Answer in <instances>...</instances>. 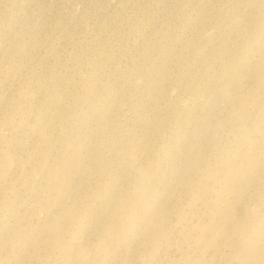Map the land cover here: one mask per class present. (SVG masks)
Instances as JSON below:
<instances>
[{"label": "rangeland", "instance_id": "rangeland-1", "mask_svg": "<svg viewBox=\"0 0 264 264\" xmlns=\"http://www.w3.org/2000/svg\"><path fill=\"white\" fill-rule=\"evenodd\" d=\"M263 67L264 0H0V264H264Z\"/></svg>", "mask_w": 264, "mask_h": 264}, {"label": "bare ground", "instance_id": "bare-ground-1", "mask_svg": "<svg viewBox=\"0 0 264 264\" xmlns=\"http://www.w3.org/2000/svg\"><path fill=\"white\" fill-rule=\"evenodd\" d=\"M230 64H231V63H230ZM233 65H234V64H233ZM262 66H263V65H262ZM263 68H264V67H263ZM255 69H256V68H255ZM258 70H259V69H258ZM258 70H257V71H258ZM225 71H226V70H225ZM253 71H254V70H253ZM257 71H256V72H257ZM258 72H259V71H258ZM225 73H226V72H225ZM215 74H216V73H215ZM225 76H226V75H225ZM230 76H231V75H230ZM210 78H211V77H210ZM215 78H216V77H215ZM237 78H238V76H237L235 79H237ZM238 79H239V78H238ZM213 80H214V79H213ZM209 81H210V80H209ZM206 82H207V81H206ZM211 82H212V81H211ZM214 82H215V81H213V83H214ZM203 84H204V83H203ZM209 86H212V85H209ZM206 87H207V86H206ZM204 88H205V87H204ZM208 88H209V87H208ZM204 91H205V90H204ZM206 91H207V89H206ZM221 91H222V90H221ZM221 91H219V92L221 93ZM227 91H228V90H227ZM227 91H226V92H227ZM200 92H201V91H200ZM228 92H229V91H228ZM228 92H227V94H228ZM205 93H206V92H205ZM207 93H209V92H207ZM207 93H206V94H207ZM220 93H219V94H220ZM222 93H223V91H222ZM222 93H221V98H222ZM230 93H231V92H230ZM200 94H201V93H200ZM219 94H218V95H219ZM203 95H204V92H203ZM224 95H226V94L224 93ZM213 96L216 97L215 95H213ZM219 96H220V95H219ZM228 96H229V94H228ZM228 96L226 95V96H223V97H228ZM209 97H211V96H209ZM201 98H202V97H201ZM201 98H199V99H201ZM211 98H212V97H211ZM217 98H218V101L221 99V98L219 99L218 96H217ZM217 98H214V99H215V101L213 100L214 103L217 101ZM229 98H230V97H229ZM206 99H207V98H206ZM209 99H210V98H209ZM227 99H228V98H227ZM227 99H226V101H227ZM209 101H210V100H209ZM218 101H217V102H218ZM221 101L223 102V99H221ZM224 101H225V100H224ZM217 102H216V104H217ZM222 102H221V103H222ZM198 103H199V101H198ZM198 103H197V104H198ZM202 103H204V102H202ZM205 103H207V102H205ZM209 103H210V102H209ZM214 103H212L213 106H214V107H212V108H213V109H212L213 111H215L216 108L219 107V106H217V105L214 104ZM226 103H227V102H226ZM200 104H201V103H200ZM207 104H208V103H207ZM195 105H196V104H195ZM215 105H216L217 107H216ZM206 106H209V105H206ZM197 108H198V105L196 106V108L194 107V109H193L194 112H195V109H197ZM200 108H201V106H200ZM210 108H211V107H209V109H207V110H211ZM224 108H225V107H224ZM224 108H223V110H224ZM193 110H192V111H193ZM198 111H201V110H198ZM235 111H236V110H235ZM194 112H193V114H194ZM215 112H216V111H215ZM191 113H192V112H191ZM191 113H190V114H191ZM207 113H209V112H207ZM211 113H212V112L210 111L209 114H211ZM190 114L187 115V116H188V117H187L188 119H189V118L191 119L192 117L195 118V115L191 116L192 114H191V115H190ZM196 114H197V110H196ZM203 114H204V112H203ZM205 114H206V113H205ZM235 114H236V113H235ZM198 115H199V114H198ZM201 115H202V114H201ZM237 115H238V114H237ZM190 116H191V117H190ZM204 116H205V115H204ZM204 116H203V117H204ZM206 116H208V117L211 118V116H213V115L209 116V115L206 114ZM206 116H205V117H206ZM226 116H228V115L226 114ZM199 117H200V116H199ZM201 117H202V116H201ZM205 117H204V118H205ZM227 118H228V117H227ZM192 119H193V118H192ZM192 119H191V120H192ZM206 119H207V118H206ZM225 119H226V117L224 118V120H225ZM237 119H238V118H237ZM186 120H187V119H186ZM201 120H202V118H201ZM201 120H200V122H201ZM204 120H205V119H204ZM182 121H183V120H182ZM188 121H189V120H188ZM226 121H228V120H226ZM234 121H235V120H234ZM183 122H184V121H183ZM191 122H193V121H191ZM191 122H188V123H191ZM198 122H199V121H198ZM207 122H209V118H208V120H207L206 122H204V124L207 123ZM201 123H203V122H201ZM220 123H222V124L224 125L226 122L224 121V123H223V119H222V121L220 120ZM220 123H219V124H220ZM196 124H197V123H196ZM196 124H195V125H196ZM204 124H201V125L199 124L200 126H199V125H197V126L201 128V127L204 126ZM208 124H210V122H209ZM216 124H217V123H216ZM222 124H221V126H223ZM202 125H203V126H202ZM221 126H220V129H221ZM209 127L211 128V127H213V126H209ZM223 127H224V126H223ZM200 128H199V129H200ZM204 128H205V127H204ZM217 128H218V127H217ZM225 128H226V127H225ZM225 128H222L221 130H223V129H225ZM27 129H28V128H27ZM197 129H198V128H197ZM205 129H207V128H205ZM213 129H214V128H212V131L214 132ZM30 130H31V128L28 129V131H30ZM201 130H202V129H201ZM207 130H208V129H207ZM217 130H218V129H217ZM28 131H27V132H28ZM199 131H200V130H199ZM223 131H224V130H223ZM31 132H32V131H31ZM203 132H204V131H203ZM215 132H217V131H215ZM230 132H231V131H230ZM243 132H244V131H243ZM25 133H26V131H25ZM28 133H29V132H28ZM28 133H27V134H24V135L27 137V136H28ZM225 133H226V132H225ZM30 134H31V133H30ZM211 134H212V133H211ZM213 134H214V133H213ZM226 134H227V133H226ZM24 135H23V136H24ZM213 136H216V134H215V135H212V137H213ZM209 137H210V136H209ZM227 137H228V136H227ZM22 139H23V138H22ZM25 139H27V138H25ZM238 139H239V138H238ZM236 140H237V139H236ZM25 141H26V140H25ZM238 141H239V140H238ZM16 142H17V144H20V142H21V138H20V141H16ZM22 142H23V141H22ZM22 142H21V143H22ZM26 143H27V142H26ZM17 144H15V147L18 146ZM248 144H249V143H248ZM31 145H32V143H31ZM252 145H253V144H252ZM255 145H256V144H255ZM257 145H259V144L257 143ZM257 145H256V146H257ZM251 148H252V147L250 146V149H251ZM239 149L241 150V148H239ZM243 149H245V148H242L241 151H243ZM246 149H247V148H246ZM251 150H252V149H251ZM255 150H256V149H255ZM257 150H258V149H257ZM252 151H254V150H252ZM252 151H249V152L252 153ZM244 152H245V151H244ZM244 152H243V153H244ZM27 153H28V152H27ZM251 153H250V154H251ZM27 155H28V154H27ZM252 155H253V153H252ZM27 157H28V156H27ZM226 159H227V158H226ZM251 160H252V159H251ZM225 162H227V161H225ZM225 162H224V164H225ZM248 162H249V161H248ZM248 162H247V164H248ZM227 163H229V162H227ZM252 163H253V162H252ZM250 164H251V162H250ZM226 165H227V164H226ZM250 167H251V166H250ZM245 169H246V167H245ZM243 170H244V168H243ZM243 170H242V171H243ZM246 171H249V170L247 169ZM244 172H245V170H244ZM262 175H263V174H262ZM112 193H113V192H112ZM115 193H116V192H115ZM113 194H114V193H113ZM119 194H120V193H119ZM114 195L119 196L118 193H117V194H114ZM112 196H113V195H112ZM109 197L111 198V196H109ZM119 197H120V196H119ZM110 198H109V199H110ZM116 198L118 199V197H115V200H116ZM120 198H121V197H120ZM113 200H114V198H112L110 201H109V200H108V201H109L110 204H111V201L114 202ZM117 202H118V201H117ZM117 202H116V203H117ZM120 203H121V202H120ZM104 204H107V201H106V203H104ZM104 204H103V205H104ZM113 204H114V203H113ZM117 204H118V203H117ZM115 205H116V204H115ZM100 207H102V205H101ZM100 207H99V208H100ZM112 207H115V206L113 205ZM112 207H111V209H110V207L108 206V204H107V205H104L103 208H101V209L99 210V212H98V211H97V213L95 212V213H96V214H95V219H98V220H101V219H102V222H103V218H102V217H103V216L105 217V215H106V217H107V216L109 215V213H110V210L112 211V210L114 209V208L112 209ZM112 213H113V212H112ZM112 213H111V214H112ZM110 216H111V215H110ZM93 218H94V214H93ZM107 218H108V217H107ZM107 218H105L104 221H106ZM109 219H110V218H109ZM107 221H108V220H107ZM102 222H98L100 226L102 225V224H100V223H102ZM95 223H96V225H97V220L95 221ZM106 224H107V223H106ZM94 228L96 229V226H95ZM98 230H99V229H98ZM93 231H94V230H92V232H93ZM98 233H99V232H98ZM91 234H92V233H91ZM94 234H95V232H94ZM96 234H97V233H96ZM91 236H93V234H92ZM94 236H95V238H96V235H94ZM86 249H87V248H86ZM86 249H85V248L82 249V251L84 250V252H83L82 254H85L86 251H87V253L90 252V250L88 251V250H86ZM85 250H86V251H85ZM82 251H81V252H82ZM81 252H80V253H81ZM87 253H86V254H87ZM86 257H87V255H86Z\"/></svg>", "mask_w": 264, "mask_h": 264}]
</instances>
